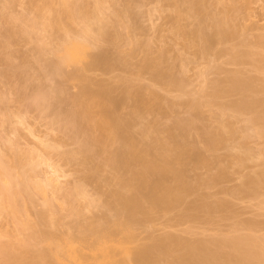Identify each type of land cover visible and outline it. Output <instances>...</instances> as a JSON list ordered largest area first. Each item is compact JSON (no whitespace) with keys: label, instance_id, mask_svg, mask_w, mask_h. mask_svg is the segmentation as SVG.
Returning a JSON list of instances; mask_svg holds the SVG:
<instances>
[{"label":"rangeland","instance_id":"374dc122","mask_svg":"<svg viewBox=\"0 0 264 264\" xmlns=\"http://www.w3.org/2000/svg\"><path fill=\"white\" fill-rule=\"evenodd\" d=\"M61 1L62 0H0V95H6L4 98L10 99L9 101L8 99L4 100V98L0 96V159L2 157V160H4L1 164L4 168L7 167V171L12 169L9 173L12 175L13 172L12 180H14V185H19L20 187L25 186L22 188L24 191L22 198L25 199L20 197V200L27 204V208L24 207L26 210L22 207L25 203H20L22 204L21 206L20 204L18 205L24 212L26 211V213L22 210L20 213L21 217H19V213V216L15 217L17 219L12 217V215L10 216L9 213L5 214L4 210L3 214L5 215L0 216V231L8 232L12 234V237L13 234H16L17 236L19 235L20 238L28 239L30 237L28 234L30 231L28 232V230H25L28 233L25 234L22 232V236V233L20 235L21 231L19 232V227L22 225L23 229L24 225H20V221L29 217L25 222H29L31 219V225L29 224L30 222H27V224L30 226H32V224L36 226L35 224H37L41 227L42 223L44 226L42 227L45 228L47 234L51 232L50 234L52 236L57 233V236L53 235V237L56 236L57 238L58 235L61 236L62 234L67 235L71 231L74 233L72 234L71 232L72 236L79 237L78 234L86 230L82 228L83 231L80 232L79 230H81V227L85 225L96 227L97 224L94 225V223H99L98 220L100 217H110L112 213H114L110 210L109 203L112 200L111 193L115 191L116 185L111 182L113 173L108 167L109 165L107 166L108 163L106 162V166L104 164L106 159L103 157L100 158V155H96L92 161L85 162V158L83 159V154L80 150L82 148V142L80 143V141H82L80 132L78 134L74 127V131H72L70 127L71 124H69L71 123V119L76 118L75 112H73L75 107L73 106V102H71L73 99H70L81 93L79 92L81 89L80 85H83L81 84L83 81H80L79 73L81 69L84 72L85 70L83 68L86 67V73H84L88 76L87 79L91 78L93 82H95V85L97 84L96 87L100 85L103 89L105 88L111 91V95L114 99H117V101L121 100L130 87L132 90L139 91L142 97L140 103L124 104L117 109V112H120L118 114L124 117H127L131 112H138V128L136 127L135 133H138L139 127H146L151 131H160V133L158 132L160 137L164 139L168 138L169 130L173 128L176 121L182 120L185 122L193 116L191 105L196 101L197 103L198 101L202 103L199 109L200 114L196 115L195 113L194 116L200 118V120L195 118L198 121L197 125L199 128L208 126L206 128L208 129L211 126L210 128L215 129L223 125L225 121L231 125V131L232 129L237 131V133L234 134L235 136L230 133L229 135L233 137L231 136L232 138H230L229 136L230 139L227 138L229 140L226 142V145L214 152L210 151L205 143L197 137L198 134L195 135L196 132L194 133V131L198 126L192 125L193 127L197 126L195 129L188 126L187 133L189 137H196V141L198 142L195 153L198 151L197 153L208 158L211 163L216 162V164H211V167H202L197 165L196 162L190 163L187 175L188 182L193 185L196 180V183L199 182V178L203 180L201 181L199 179L202 183L200 185L201 188L193 185L198 188L194 189L197 191H192L186 196V202H184L185 204H183L180 209L181 211H185L184 209H188L190 205L203 202L210 204V206L213 205L211 208H215L218 202L221 203V206L213 209L210 213H200L197 218L184 220L177 216V211L169 215L155 214L145 223L137 225L136 231L139 239L137 243H139V241L142 243L146 242L144 244L148 242L151 243L156 237L158 238L169 233L175 236L177 235V237L186 238L188 241L191 240L192 243L196 242V240H203V238L220 241V239H224L225 237L241 234L255 237L254 240L252 239V242L254 243V241H256L255 246L257 250L264 254V188H260L257 194L247 193L242 192V185L244 184L241 185V183L246 182L247 176L252 177L251 174H255V172L259 174L262 168H264V136L257 134L256 131L258 127L255 122L251 121L253 118L252 114L249 112L248 114L246 112V114H237V112L234 113V108L233 112L231 110L232 107H227V105L229 106V104H234L236 101L243 99H239L241 97L240 94L243 93L237 94L231 92L232 94L230 95L223 94V96L219 95L218 97L211 96L212 94L214 95L215 87L217 92L220 91L219 85L214 87L218 82L222 84V82L228 81L227 83L225 82L226 85L231 83L229 80L232 74H236V76H241L242 74L245 77H241L250 78L251 82L254 81L252 83L256 85L252 84L253 86L257 87L258 85L257 88L264 89V0H204L206 4L204 20H207V23L212 21L211 17L223 18L226 16L230 19L231 22L229 24L234 29L232 37L230 36V38L226 40H217L206 50L202 49V44L194 41L191 36L192 31L198 27L200 19L194 16L188 9V6L180 0H82V2H80L81 5H79L81 8L78 9L77 6L76 9L81 10L87 7L86 10L85 8L84 10L87 11L89 9L87 14H93L94 17L91 16L92 22L88 19L91 23L96 21L94 15H98V11L96 14L94 7L96 9V7H98V1H100V17L106 25L105 29L109 36L116 40L115 43L98 41L95 34H93L92 42L95 51H93L92 57L97 54H108V56L114 59L120 57L125 58L126 63L115 64L112 65L111 68H101L90 64L93 59L90 61V59L87 58L85 63L84 61L79 63L83 68L80 65L78 66V63L69 64L67 66L63 65V73L65 72L64 75L69 74V78H65L64 76V78H62L61 75L58 76L60 72L56 75V73H53L47 66L50 62H59L61 58H58V52V54L54 56L55 50H51L56 48V41L60 35H62L59 38L61 41L64 36L63 32L61 34V30L56 28L53 30V36L48 34L50 37H48L45 32V27L49 19L58 14L60 10L63 11V13L65 12L66 8L64 10V6H62L64 2L62 4ZM73 2L78 3L76 0ZM47 4H51V7ZM47 6L52 10L50 9L51 11H49ZM185 9H187V11ZM179 11H181L182 15H180ZM84 12L83 14H85ZM60 13L63 16L62 12ZM26 20H29V22ZM81 21L82 20H79L77 21L78 23H73V27L76 26L75 28L70 24L71 30L68 25L69 22L64 19V24L66 27H69V32H73L71 35L68 34L72 39L81 38L80 33L84 27V23ZM20 24L24 25L21 26ZM209 25H211V23ZM22 27L23 29H21ZM212 30L215 29L212 27ZM22 32L25 34H22ZM44 39L45 41L41 42V40ZM59 40L57 43H60ZM54 41L55 44L52 43ZM39 44H41V48L38 47ZM235 51H238L235 53V55L239 57L237 61L233 60L235 56L233 52ZM35 54H39L42 57L38 55V58ZM34 55L38 60L33 58ZM92 57L90 56V58ZM37 61L40 63L38 64ZM149 61L156 62L161 69L163 68V71H169L179 78L181 81L180 87L173 86L166 80H156L154 70L146 67V62ZM40 64L41 66L37 67V65ZM41 67L43 68L41 69ZM24 70L26 71L24 72ZM74 74H77L75 78L73 76ZM81 75L83 76L84 74L81 73ZM77 76H79V81L76 78ZM57 77L62 79L60 80ZM73 78L76 80H73ZM93 82H91L92 85L90 84L91 87L94 85ZM215 82L216 84H214ZM96 87L93 88L97 89ZM225 87L228 89V86ZM52 89L53 91H51ZM56 92H58V94H55ZM59 92L63 95L61 94V96ZM252 93V91H248L244 93L245 95L242 97H244V99L254 100L255 98L252 96ZM44 95H51L54 97L44 98ZM55 95L59 96L55 97ZM263 95L264 93H258L255 97L257 96L256 99L258 97L264 98ZM210 97H213L211 102H209ZM221 111H223V113L224 111L226 112L224 115L220 116ZM220 120H223V123L220 122L222 124L217 125ZM74 121H76V119ZM249 121L251 122L249 123ZM85 123L84 121L80 125L83 131L87 129L88 126L86 125L87 123ZM73 125H75V123ZM192 129L193 131H191ZM97 149L96 146L91 147V151ZM251 151V156L254 157L253 155H255V157L252 160H247V158L244 159L245 155ZM236 156H239L238 158L240 159V156H242V159L246 162L242 160L244 163L241 164L239 162L240 159L236 160ZM249 156L250 155L247 156L248 159L251 158ZM212 157L218 159L214 162ZM216 165L217 168H215ZM220 166L226 169L225 176H219L220 174H217ZM213 173L216 174V176L214 174V178H216L217 181L209 176L212 175L213 177ZM244 176L247 178H244ZM44 178L45 180L49 179L51 181L56 178H58V180L56 179L55 183H53V181L49 183V180L44 181ZM31 181L32 184H28V182ZM39 181L40 184L41 181L44 182L42 186H40V184L38 185ZM1 184L0 185L3 186V183ZM45 184L50 187H47ZM26 185L30 186L27 188ZM33 185L36 186V188H34ZM82 185L84 186L82 187V192L85 190L84 192H86V195L83 197V192V198H79L85 200L87 197H90L87 198V201L88 199L96 198V201L94 199H91V201H95L97 207L94 206L95 202L94 205H89V201V204L83 201V203L87 204H82L81 202L80 204H82V206L79 204L80 206L77 205L76 207L79 201L77 203L76 201L78 198L75 200V197H78V193L79 196H81L80 192ZM17 187L15 186L13 188L15 189ZM40 187H43L42 191ZM240 187L242 188L241 190H239ZM19 189L21 190V188ZM40 191L46 193L44 194ZM20 192L19 194L22 195V192ZM26 192L27 194H25ZM28 193L31 198L28 197ZM69 195H71L74 200ZM25 196H27L28 199L30 198L29 200H31V202ZM16 198L19 197L17 196ZM15 201L16 199H14V203ZM222 202L224 203L223 206ZM98 203H101L99 207ZM89 206H92V208H89ZM80 207L82 208L80 209ZM84 207H86V209ZM8 208L9 207H7L6 210ZM74 208L77 210L75 211ZM51 211L52 213L54 212V214L48 213ZM81 211L84 215H82ZM74 212L81 214V217L78 215V218L77 214ZM38 213H42V217H39L40 215L37 216ZM44 215L47 216V219L50 217V223L55 221L56 223H54L58 225L55 226L56 229L53 228L55 229L54 233L52 232V228L51 231L48 232V230H50H47V227H50L49 221L47 219H41ZM55 215H57V220ZM52 216L54 219L51 218ZM113 216L112 218L115 220V216ZM37 218L41 219V222H39L40 220L38 221ZM101 219L98 225L101 224ZM43 220L44 222H42ZM105 220L108 219L105 218ZM105 220H102V224ZM87 221L91 222L88 223ZM109 221L110 219L108 222ZM38 222L40 224H38ZM45 222L48 223V226ZM83 222H85L84 225ZM60 223L62 225H60ZM65 223L67 225L74 224L75 229L72 228L73 225L72 227L70 225L67 227ZM90 223H93V226ZM79 225L80 227H77ZM87 226L84 228H87ZM101 226L102 225L96 227L97 230L98 228L100 229ZM69 227H71L72 230H70ZM24 228H26V226ZM26 229H28V226ZM57 229L60 232H58ZM45 230L42 229V231ZM77 231H79L78 234H76L78 236L75 235ZM1 234L2 233H0V235ZM71 234L68 235L71 236ZM5 235L7 237L8 234L6 233ZM8 236L11 237L10 235ZM27 239H25V241H27ZM1 240L4 241L2 242ZM5 240L8 239H0L1 244L3 243L4 245ZM9 240L12 241V239ZM15 242L17 243V240ZM12 243L14 242L12 241ZM43 245V248L49 249L48 246L50 245ZM40 246L38 249L41 248ZM13 264L16 263L13 262ZM233 264H235V262Z\"/></svg>","mask_w":264,"mask_h":264},{"label":"bare ground","instance_id":"6f19581e","mask_svg":"<svg viewBox=\"0 0 264 264\" xmlns=\"http://www.w3.org/2000/svg\"><path fill=\"white\" fill-rule=\"evenodd\" d=\"M69 1H71V0H69ZM69 1L68 0H64V1L62 0L61 1L62 4L64 2V5H62V6H64L63 7L64 10L66 8L64 13H63V11L60 10V12H62L64 17L59 12L60 15L58 13V14L52 16L49 19V21L47 22L46 27H45L46 28L45 32H46L47 36H48V34L53 36L54 35L53 30H55L56 28L61 30V34L63 32V35H64L63 38L61 39V41L59 40V38L62 35H60L57 38L60 41V43H57L58 42V40H57L56 41V44H57L56 48L54 49L52 46L53 50H51V51L55 50L54 52L56 54L54 52H52V53H54V56L59 53V57L58 56H56V57H58V58L61 57V58L59 59V62H57V63H51L50 62L49 64H47L48 68L51 69L53 73H56V75H57V73L60 72V74H58V76L61 75L62 78H64V77L69 78L70 77V76H68L69 74L64 75L65 72L63 73V71H64L63 65L67 66L69 64L72 65V64L78 63V66H79L80 65L79 63H81L83 61L85 63V61H87L86 60L87 58H89L90 61H91V59H93V61L90 62V64L97 66V67H101V68H111V66L115 65V64H125L126 63L125 58L120 57V58L114 59L111 56H108V54L107 55H100V54L96 55L95 54L96 56L92 57V53H93V51H95L94 50L95 49L94 44L92 42V35L93 34H95L96 39L98 41H105L108 43H115L116 42V40L114 38H112L111 36H109V34L107 33V31L105 29L106 25L104 24L103 19L100 17V13H101L100 1H98V7H96V9L94 7L96 14L98 11V15H94L95 20H96L94 23H91L93 21L92 20L93 14L92 15L87 14L88 13L87 11L89 9L87 11H85L87 7L85 8L84 6H82L85 8V10H84V8H82L83 10L82 9L81 10L76 9L77 6H78V9L81 8V7H79V5H81L80 2H82V0L81 1L76 0L80 4H78L77 2H76L77 4L74 3L73 2L74 0H72L71 2H69ZM180 1L183 2L184 4H186L188 6V9L190 10V12L194 16H196L198 19H200L198 27L194 31H192L191 36H192L194 41H197L200 44H202L201 45V48L203 47L202 49H204V50L208 49L217 40H226V39L230 38V36L231 37L233 36V34H234L233 30L234 29L229 24L231 21L228 17H226V16L223 18L222 17H214V18L211 17L212 21L208 22V23L206 22L207 20H204L205 19L204 13L206 11V4H205L204 0H201V1L200 0H198V1L197 0H180ZM51 4H49L50 7H51ZM50 9L51 8H49V11L52 10V9L51 10ZM185 10L187 11V9H185ZM83 12L85 14H83ZM179 13H180V15H182L181 11H179ZM64 19H66L69 22L68 25L70 26V28H71L70 24H72V27H73V23L74 24L78 23L77 21H79V20L83 21L84 27L81 30V33H80L81 38L80 39H72L71 37H69L68 34L71 35V33H73V32H71V33L69 32V27L68 26L66 27V25L64 24ZM88 19L91 22L88 21ZM19 20H20V18H19ZM26 21L29 22V20H26ZM210 23H211V25H209ZM22 25H24V24H22ZM80 25H78V26H80ZM75 27H73V28H75ZM212 27L215 30H212ZM21 29H23V27ZM210 29L212 30V32H215V33H212ZM71 30H72V28H71ZM47 31H48V33H47ZM14 33H15V31H14ZM22 34H25V33L22 32ZM46 35H45V37H46ZM31 37H32V35H31ZM48 37H50V36H48ZM79 37H80V35H79ZM10 41H11V39H10ZM43 41H45V39L41 40V42H43ZM52 43L55 44V41ZM58 44H59V46H58ZM42 45H44V44H42ZM38 47L41 48V44H39ZM43 48H45V47H43ZM42 52H43V50H42ZM237 52L238 51H235V52H233V54L235 55V53H237ZM35 55L33 58H35ZM38 55H36V56H38ZM39 56H41V55H39ZM39 56H38V58H39ZM90 56L92 58H90ZM38 58L36 57L35 59L38 60ZM238 59H239V57L237 55H235L233 58L234 61H237ZM37 62H38V64L40 63L39 61H37ZM84 63H82V64H84ZM39 66H41V64L37 65V67H39ZM80 66H82V65H80ZM89 67H90V65H89ZM146 67L151 69V70H154L156 80H158V81L166 80V81H168L169 84L176 86V87H180L181 81L179 80V78H177L173 73H171L169 71H166V70L163 71V68L161 69L159 64H157L156 62H153V61L146 62ZM42 68L43 67H41V69ZM82 68H83V66H82ZM85 68H83V69L86 71ZM25 71L26 70H24V72ZM84 72L81 69V72L79 73L80 81L81 80L83 81L82 83L80 82L83 85L79 84L81 87L79 92H81V93L80 94L78 93L79 95H77V96L75 95L76 97L73 96L74 98L70 99V100L73 99L71 102H73V104H74L73 106L75 107V110L73 112H75V117H76L73 119L74 120L76 119V121L71 119L73 122L70 120L71 123H69V124H71L70 127L72 128V131H74V129H75L78 134L80 132V136H81V140H82V141H80V143L82 142L81 143L82 148L80 146L81 149L80 148L79 149L81 150V153L83 154V159L85 158V162L92 161L96 155H100V158L103 157L104 159H106V161L103 159L105 161L104 164L106 166V164L108 163L107 166L109 165L108 167L110 168V170L113 173V177L111 179V182L114 185H116V189L118 188L117 190L115 189V191H113L111 193L112 200L109 203V205H110L109 208L114 213L111 212L112 213V215L110 216L111 218L109 216H105L103 218L98 217L99 220L102 218L100 225L103 226V227L101 226L102 228L100 227V229L98 228V230L96 227L100 226V225H98L100 223L99 220H98L99 223H94V225L97 224L96 227L92 225L93 223H90L93 227H91L90 225H88V226L85 225L84 227L87 226V228L81 227V230L78 229L80 232H82L83 229H86L83 233L78 234L79 231H77V233H75V235L78 234L79 237L72 236V234H74V233L71 231L72 234H71V232L68 233V234H71V236H69L67 234L69 236L68 237L67 235L62 234L63 237H62V235L61 236L58 235L59 238L58 237L56 238L57 233L53 234V235H56L55 237H53V235L51 236V234H50L51 232L47 234V231L45 230V228H43L44 226L42 225V223H41V227H39L35 223L34 224L38 227L34 226L33 224H32V226H30L31 225V221H30L31 219L29 220L30 223L28 221L25 222V220H28V218H29V217H26L27 219L24 218L23 219L24 221L23 220L20 221V225L23 224L24 227L26 226V228L28 226V229L23 227V229H24L23 230L22 225H21L19 227L20 228L19 232L21 231L20 232V235H21L22 232L26 234L30 231L28 233L30 236L28 239L27 238L23 239L22 237L20 238V236L18 235L19 236L18 237L16 234H13V237H14L13 238L11 236L12 234H9L6 231L5 232L2 230L0 231V233H2L0 235V237L3 235L0 239H2V238L8 239V240H5L4 245H3V243L1 244V242H0V259L3 261L2 262L0 260V263L1 264L2 263L3 264H13V262H14L16 264H49V263L52 264L55 261L56 263L54 262L53 264H233L234 262H235V264H264V256H263L264 254H262L261 252H259V250H257V248L255 246L256 241H254V243L252 242V239L254 240L255 237L247 236V235H241V234H237V235H234L232 237H225L224 239H220V241H218V240L214 241L212 239H204L203 238V240H199V241L196 240V242L192 243L191 240L188 241V239H186V238H183L180 236L177 237V235L175 236L174 234L169 233V234H165L163 236H160L158 238L156 237L155 239H153V241L151 243L148 242L147 244H144L146 242L142 243L140 241H139V243H141V244L137 243V241L139 240L138 239V233L136 231V229L138 227L137 225H139V224L141 225L142 223H145L146 221L151 219L153 217V215H155V214L169 215V214L177 211L176 212L177 216L180 219L184 220V219L197 218L200 213H203V212L210 213L213 211V209L221 206V203L218 202V203H216L215 208H211V207H213V205L210 206V204L203 202V203H194V204L190 205L188 209H184L185 211H183V210L181 211V209H180V208H182L181 206L183 204H185L184 202H186V200H185L186 196L188 194H190L192 191L193 192L197 191V190L195 191L194 189L201 188L200 185L202 184L201 181L203 180V179L201 180L199 178L201 181L198 179L199 182L196 183L197 182V180H196L195 184H193V185L197 186L198 188L193 186L191 183L188 182L187 175H188V171H189L188 166L190 165V163L196 162V164L199 166L208 167L211 164H216L215 161L218 159V158L217 159L214 158L215 156L212 157V160L215 163H213V162L211 163L208 158H205L201 154L197 153L198 151L195 153L196 145L198 142L196 141V137H194L195 139L193 137H189V135L187 133L188 126L190 128H194V129L198 126L197 120L198 119L200 120V118L198 116H196V117H194V116H195V113H196V115L200 114L199 109H200V106H202L201 105L202 103L200 101H198V103H197V101H196V102H194V104L191 105L193 116L188 119L189 121L186 120L184 122L182 120H178V121H176V123H174L173 128L171 130H169V133H168L169 136H167L169 139L168 138L164 139V138L160 137L159 136L160 131H156V130L151 131L150 129H148L146 127H139V129H138L139 131L137 130L138 133L137 132L135 133L136 129L138 128V124H137L138 123L137 119L139 116L138 112H136V113L131 112L127 117H124V116H121L118 114L120 112H117L118 111L117 109H119L118 107H122L121 105H124V104L128 105L131 103H134V104L140 103L142 101V97H141L139 91L134 90V89L132 90V88L130 87L125 92V94L123 95L121 100L117 101V99H114V97L111 95L112 94L111 91L106 90L105 88L103 89L102 86L100 87V85H98L96 87L97 84L95 85V82H93V80L91 78L87 79L88 76L85 75L86 72L85 73ZM81 73H83L84 74L83 76H86V77H83L81 75ZM0 74H1V72H0ZM3 75H4V73H3ZM76 75L77 74L73 75L74 78ZM79 76L76 77L78 81H79V79H78ZM241 76H244V75L241 74ZM241 76L240 75L236 76V74L230 75L231 79L229 81H231V83H228V85L225 84V82L227 83L228 81L222 82V84L224 83L223 85L220 82H218V84H216V82H215L214 84H216V85H214V87L219 85L220 91L217 92L216 87H215L214 88V90H215L214 95L212 94L211 96L218 97L219 95L223 96V94L230 95V94H232L231 92H234L237 94L243 93V94H240L241 97L239 98V99H241V98H243V99L238 100L239 102L236 101V103H234V104L231 103V104H229V106L227 105V107L228 108L232 107L231 110L233 112L235 110L234 113L237 112V114H241V113L242 114H246V113L248 114V112L250 114H252L253 118L251 119V121L255 122L257 127H258L257 131H256L257 134L264 136V98L258 97L256 99L257 96L255 97V95H258V93H264V89L257 88L258 85H257V87L253 86V85H256L255 83H252L254 81L251 82L250 78H244L245 76L244 77H241ZM57 78L60 79L59 77H57ZM74 78H73V80H76ZM228 79H226V80H228ZM91 82L94 83L93 87L94 88L96 87L97 89H94L93 87L90 86ZM225 86H228V89ZM221 87H223V88H221ZM57 88H60V87H57ZM51 91H53V89ZM134 91H136V92H134ZM248 91L253 92L252 96H254V98H255L254 100H252V99L248 100V99H244V97H242L243 95H245L244 93H246ZM227 93H229V94H227ZM55 94H58V92H56ZM59 94H60V92H59ZM58 96L59 95H55V97H58ZM1 97L4 98V97H6V95L5 96L2 95ZM48 97H54V96L50 95V96H45L44 98H48ZM213 97L212 98L210 97L209 102L212 101ZM5 99H8V98H4V100ZM9 100L10 99H8V101ZM2 102H3V99H2ZM233 108H234V110H233ZM225 110H226V107H225ZM193 112H194V114H193ZM225 112L226 111H224V113H223V111H221L220 116L224 115ZM192 118H194V119H192ZM84 121L87 123V124L86 123L85 124L88 126H87V129H85L83 131V130H81L80 125ZM195 121H196V123H195ZM222 121L223 120H220L217 125L222 124L223 123ZM251 121H249V123ZM220 122H222V123H220ZM74 123H75V125H73ZM192 125L193 126L197 125V126L193 127ZM73 127H74V129H73ZM202 127L204 129L201 127L199 128V126H198V128L195 129L194 133L196 132L195 135L198 134L197 137L199 139H201V141L203 143H205V145L208 147V149L210 151H214V152L216 150L220 149L221 147L225 146L226 142H228V140L230 138H232L233 136H235L234 134L237 133V131L235 129H232V131H233L232 132L231 128H230L231 125H229V123H226L225 121H224L223 125H220V127H217L215 129L210 128L211 126L208 129H206L208 126L207 127L202 126ZM251 128H253V127H251ZM196 130H198V131H196ZM255 130H256V128H255ZM191 131H193V129ZM197 132H199V133H197ZM230 133H232V135H233V136L231 135L232 137L229 135ZM229 136H230V138H229ZM245 136H247V135H245ZM227 138H229V139H227ZM93 146H96L98 149L91 151V147H93ZM79 149H78V151H79ZM246 149H247V147H246ZM244 153H246V152H244ZM251 153H252V151L248 152L247 155L243 154V155H245L244 159L247 158V160H250V159L252 160L255 157V155H253L254 157H252ZM102 155H105L106 157L102 156ZM248 155H250L249 157H251V158L248 159V157H247ZM238 157L236 156V160L240 159ZM240 157H241V159L239 162L242 164V163H244L243 161H245V160L242 159V156H240ZM0 160H1L0 161V182L3 183V186H1L2 184L0 183L1 184L0 185V216H4L6 213H9L10 216L12 215V217L15 218V217H18L19 216L18 213L20 214L21 211L23 210L18 205L20 203H25V202H22L20 200V197L22 198L23 194H24V191L22 190V188L25 186L20 187L19 185H14V182H13L14 180H12L13 172H12V175L9 173V171L12 169L7 171L6 170L7 167L4 168L1 164V162L3 163V161H4V160H2V157ZM219 160H220V158H219ZM218 166H219V163H218ZM210 167H209V169H210ZM213 167H214V165H213ZM215 168H217V165ZM33 171H34V169H33ZM225 172H226V169L224 167L220 166L219 172L217 171V174L219 173L220 174L219 176H225ZM214 174L215 173H213V177H212V175H209V176H211L212 179L216 180V178H214L216 176V174H215V176H214ZM253 174H251L252 177L247 176L248 178L246 176H244V178L245 177L247 178L246 182L241 183V185L244 184V185H242L243 189L240 187L239 190L242 189V192L256 193L257 194V191L260 188L261 189H262V187L264 188V168H262V170L260 171L259 174H258V172H257V174L255 172L254 175H256V176H254ZM56 179L58 180V178H56ZM56 179L52 180L53 183H55ZM43 180L46 181L47 179L45 180V178H44ZM52 181L49 180V183ZM15 183H16V179H15ZM17 183H18V181H17ZM29 183L32 184V181L28 182V184ZM43 183L44 182L41 181V184H40V181H39L38 185L40 184V186H42ZM214 183H215V181H214ZM11 184L14 186H12ZM211 185H212V183H211ZM15 186L16 187L18 186L19 188H21V190L18 187L14 189L13 187H15ZM26 186L28 188L30 185L29 186L26 185ZM33 186H31V187H33ZM47 187H50V186H47ZM82 187H84V186L83 185L81 186V192H80L81 196H79V193H78V197H75L77 195V193L74 196L75 200H77V198H78V200L76 202L78 203V201H79L78 204H76V202H75L76 207H77V205L82 206V204H87V203L89 204V202H90L89 205H92V204L94 205L96 198H91L92 200L93 199L95 200L94 202L91 201V199H88V201H89L88 202L87 198H90V197H87V196H86L87 197L86 199L84 198L85 200H83V199L81 200V198H83L86 195V192H84L85 190L83 191L84 193L82 192V189H83ZM34 188H36V186H34ZM40 188H41L40 190L42 191L43 187H40ZM57 188H59V187H57ZM19 192L22 195H20ZM40 192H38V193H40ZM64 192H66V191H64ZM41 193L45 194L46 192H41ZM70 193H71V191H70ZM258 193H259V191H258ZM25 194H27V192ZM82 195H83V197H82ZM17 196L19 198H16ZM69 196H71V195H69ZM25 197L27 198V196H25ZM28 197L31 198L30 194ZM79 197H81V198H79ZM14 199H16L15 203H14ZM22 199H25V198H22ZM68 200L70 201L69 198H68ZM73 200H74V198H73ZM17 201H20V202H17ZM29 201L31 202V200H29ZM83 201L87 202V203H83ZM81 202H82V204H80ZM101 203H102V201H101ZM101 203H98V207L101 205ZM223 204L224 203L222 202V206H223ZM21 205L22 204H20V206ZM26 205L27 204L25 203L22 205V207L24 208V207H26ZM85 206H87V205H85ZM94 206L97 207L96 202H95ZM7 207H9V208L6 210ZM70 207H71V205H70ZM74 207H75V205H74ZM90 207L92 208V206H89V208ZM81 208L82 207H80V209ZM84 208L86 209V207H84ZM89 208H87V209H89ZM9 209H11V210H9ZM4 210H5V214H3ZM24 210H26V209L24 208ZM24 210H23V212H24ZM76 210L77 209H75V211ZM10 211H11V214H10ZM86 211H88V210H86ZM79 212H80V210H79ZM24 213H26V211ZM24 213H22V214H24ZM48 213L54 214V212L52 213V211L48 212ZM74 213H76V212H74ZM51 214H49V215H51ZM76 214H77V217H78V215L79 216L81 215L78 212ZM41 215H42V213L41 214L38 213L37 216L42 217ZM82 215H84L83 212H82ZM56 216L57 215H55V217ZM112 216L114 217L115 220H113ZM19 217H21V214ZM22 217H23V215H22ZM59 217H58V219H59ZM49 218L47 219V216L44 215L43 218H41V219H47L49 221L50 227H47L48 223L45 222L47 225L46 226L47 230L50 229V230H48V232H49V231H51V228H52V230H53L52 232L54 233V230L56 229L55 226H58V225L55 224L56 223L55 221H54L55 223L54 222L50 223ZM51 218L54 219L53 216ZM105 218H107L108 220L110 219V221L108 222V220H105ZM15 219H17V218H15ZM20 219H22V218H20ZM41 219L37 218L38 221L40 220L39 222H41ZM56 220H57V217H56ZM102 220H105V222H103V224H102ZM23 222H25V223H23ZM27 222L30 225L27 224ZM39 222H38V224H40ZM42 222H44V220ZM89 222H91V221H89ZM51 224H52V226H51ZM84 224H85V222H83V225ZM60 225H62V224L60 223ZM69 225L71 227L73 225L72 228L75 229L74 224H72V225L69 224ZM69 225L66 224L67 227ZM81 225H82V223H81ZM71 227H69L70 230H72ZM77 227H80V225ZM31 228H32V230H31ZM38 228H40V229H38ZM41 228L44 229L46 232L42 231ZM53 228H55V229H53ZM25 230H28V232ZM57 231L60 232L58 229H57ZM68 231H69V229H68ZM75 232H76V230H75ZM3 233H5V234L7 233L11 237H9L7 235V237H8L7 238L6 235ZM23 233H22V236H23ZM17 234H18V232H17ZM78 235H76V236H78ZM24 236L26 237L27 235H24ZM16 237L19 239H17ZM9 239H12V241L14 243H12V241ZM25 239H27V241H25ZM16 240H17V243L15 242ZM151 240H152V238H151ZM221 240H223V241H221ZM1 241L3 242L4 240H1ZM44 242H46V243H44ZM43 244L44 245L46 244V246L50 245V246H48L49 249L43 248L42 247ZM37 245H38V247L41 245L40 246L41 248L38 249ZM35 247H37V248H35ZM51 261H52V263H51Z\"/></svg>","mask_w":264,"mask_h":264}]
</instances>
